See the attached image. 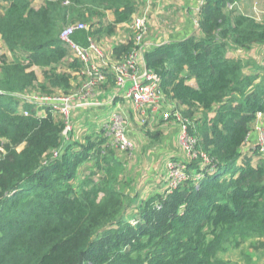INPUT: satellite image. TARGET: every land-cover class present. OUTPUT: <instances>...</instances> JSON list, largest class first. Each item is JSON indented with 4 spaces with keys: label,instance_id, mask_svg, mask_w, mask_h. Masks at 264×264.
Returning <instances> with one entry per match:
<instances>
[{
    "label": "trees",
    "instance_id": "obj_1",
    "mask_svg": "<svg viewBox=\"0 0 264 264\" xmlns=\"http://www.w3.org/2000/svg\"><path fill=\"white\" fill-rule=\"evenodd\" d=\"M151 1L0 0V264H228L234 242L252 238L264 252V149L243 150L264 120V50L257 63L230 54L264 46V19L238 0H202L197 31L143 49L162 101L158 119L136 120L139 130L157 148L174 121L193 146L194 155L169 159L187 176L176 186L167 160L142 197L104 130L66 140L62 117L26 98L68 94L84 80L63 27L85 23L72 39L86 45L91 35L102 48L95 36L113 35ZM133 47L129 32L110 58L95 59L106 74L97 88L115 87L114 65ZM244 256L264 264L260 253Z\"/></svg>",
    "mask_w": 264,
    "mask_h": 264
},
{
    "label": "built area",
    "instance_id": "obj_2",
    "mask_svg": "<svg viewBox=\"0 0 264 264\" xmlns=\"http://www.w3.org/2000/svg\"><path fill=\"white\" fill-rule=\"evenodd\" d=\"M149 4L143 9L141 14L134 16L128 25L129 32L134 34V47L128 52L124 59L114 65L116 74L115 95L120 92L129 99L135 108L146 107L150 104L151 108L156 109L162 101V93L159 89V79L157 75L148 69L142 58L143 40L148 33V25L146 22ZM87 30L85 23H74L62 28L59 33L60 39L76 54L83 64L82 75L84 80L80 86L73 92L64 94L57 93L52 95L27 94L32 103L39 106L47 107L50 111L58 113L65 122L63 134L72 130V107L79 104L83 108L88 107V97L106 78L103 65H100L95 59L103 60L104 52L101 47L94 41L90 35L86 39V45H80L72 39V35L78 30ZM129 82V85L125 84ZM44 111L46 108L43 109ZM27 114V111H24ZM169 113H164V117H168ZM259 113V117H261ZM127 119L122 113H112L108 121L104 124V134L109 137L114 145L119 149H131L133 141L127 136ZM184 126H182L183 129ZM181 142L185 144L183 147L186 153L194 155L193 146L189 135L182 130L179 136ZM264 140V135H263ZM188 143V144H187ZM264 147V146H263ZM263 147L260 150H263ZM183 166L176 163H170L168 167V176L171 183L176 186L179 182H183L185 172ZM174 172V173H172ZM180 173V176L177 175ZM186 176V175H185Z\"/></svg>",
    "mask_w": 264,
    "mask_h": 264
},
{
    "label": "crops",
    "instance_id": "obj_3",
    "mask_svg": "<svg viewBox=\"0 0 264 264\" xmlns=\"http://www.w3.org/2000/svg\"><path fill=\"white\" fill-rule=\"evenodd\" d=\"M151 3H149V9L146 17L148 33L143 40V49L160 45L170 40L182 39L183 37L189 36L197 31L199 27L197 21V11L202 3V0H152ZM237 6L242 13L254 16L257 19H264V15L261 13L262 8H257L256 5L253 4L252 0H238ZM109 19H113V16H109ZM128 25L129 23H121L117 25L116 32L113 35L95 36V39H98L104 54L108 58L111 57L109 49L113 45L125 41L128 37ZM232 55H234V53ZM73 83H76V81H73ZM125 85L128 86L129 84L126 83ZM114 92L115 87L113 89L105 90L96 88L88 97V100H90L88 107L83 108L79 104L73 105L71 110L72 130L70 134L72 139L80 141L87 135H95L98 130H103V126L108 121L109 116L115 112L122 113L127 120H131V118L135 120L133 121L136 130L134 134L135 136L138 134L143 135V133L138 129L139 127L136 120L142 121L145 117L155 120L156 117L157 119L160 117L161 113L160 110H158L160 105L156 109L153 108L149 110L150 112L148 114V110L146 111L143 108H136L137 110L135 112L131 109L133 104L129 99L125 98L121 92L118 95H115ZM128 103L131 104L127 107L125 112L124 109ZM165 110L168 111V108H165L164 111ZM38 112L44 113V110L41 109ZM178 125L179 124L174 121H166L163 123L162 127L164 130V137L160 143L165 139L164 146L155 152L157 159L153 156L152 152V159L156 162L155 165L158 164L156 160L162 157V171L165 169L164 166L168 160V153L173 155L169 156L170 158L174 157L176 159H181L183 157L182 159H184L185 157V151H178L174 146V143L178 142ZM132 127L134 128V126ZM127 136L129 137L128 133ZM129 138L133 141V138ZM160 143L155 146H159ZM166 144L171 145V147H166ZM145 148H147V146H144V149ZM152 148L153 145H151V148L147 149L146 152H151Z\"/></svg>",
    "mask_w": 264,
    "mask_h": 264
},
{
    "label": "rangeland",
    "instance_id": "obj_4",
    "mask_svg": "<svg viewBox=\"0 0 264 264\" xmlns=\"http://www.w3.org/2000/svg\"><path fill=\"white\" fill-rule=\"evenodd\" d=\"M252 2L254 5H256L257 8L258 7L262 8L261 13L264 15V0H252ZM259 17H261V16H259ZM263 50H264V46L255 44V45H252L248 48L238 49L236 51L232 50L230 52V54L234 53L236 58H240L242 60L249 58V59H252L253 62L257 63V62H260V60H261ZM2 52H7V50H6L3 42L0 39V53H2ZM9 55H10V53H9ZM36 71L40 74V70H36ZM245 71H247V70H245ZM127 84H129V82H127ZM130 104L131 103H128L126 105V108L124 109L125 112L127 110V107ZM150 106H151L150 104L146 105V109L148 110L147 114L150 112L149 111ZM162 108H163V106H162ZM131 109L135 112L137 110L134 106L131 107ZM133 121H135L133 118H131V120H127V126H128L127 133L129 134V137L133 138V143H134L133 147L131 149H123V150L118 149V148H113L112 150H113L115 156L117 158H119L120 161L123 162L124 169H125L123 174L129 180H131V181H129V183L132 182L134 184V187L138 193H139V190H142L141 196L145 197L148 195V192H149V188H150L149 183L151 181V176H155V174L156 175L164 174V172L162 171L163 166L161 163L162 157H160V158H158V160H156L158 162V164L155 165L156 162H155V160L152 159V152H153V156L157 159L155 152L158 149L163 148L165 139L160 143V145L157 148L153 147L151 152H146L147 149L151 148V145L149 142L150 138H148V140H147L145 138V136L142 134L141 135L138 134L137 136H135L134 134H135L136 130H135V125H134ZM132 126H134V128ZM182 130H185V128L183 127V129H182V126L181 127L178 126L177 140L179 143L178 142L174 143V146L177 148L178 151L184 150L183 147H185V144L183 142H181L179 139V136H180V133ZM70 134H71V131L64 134L66 140H70V141L77 140V139H72ZM263 135H264V120L259 122L255 126V128L252 129V131L248 135V139L246 141V144L243 147V150L248 149L249 146H255V147H258L259 149H261L264 146ZM66 137H68V138H66ZM144 145H147V148L144 149ZM168 146L171 147V145L166 144V147H168ZM263 149H264V147H263ZM143 150H145V151H143ZM184 153H185L184 155L186 156L187 155L186 150ZM170 154L171 153L167 154L168 160L170 159L169 156H173ZM173 160H175V158H173ZM170 162H172V161L169 160L168 164ZM173 163H175V162H173ZM90 169H91V167L88 166V164L82 165L81 169L79 170L78 177L83 178L85 175L88 174ZM172 173H174V172H172ZM177 175L180 176V173L177 172ZM186 178H187V176L184 175L183 180H186ZM138 198H140V196H138ZM255 239L256 238H252L251 240L234 242V244H233L234 248L232 249V253L228 249L227 253L224 256L227 263L228 264H246V260H245L244 255H247L250 258H255L259 253L262 255V257L260 258V260H261L260 263H263L264 262V252L262 250L254 251L250 247V243Z\"/></svg>",
    "mask_w": 264,
    "mask_h": 264
},
{
    "label": "water",
    "instance_id": "obj_5",
    "mask_svg": "<svg viewBox=\"0 0 264 264\" xmlns=\"http://www.w3.org/2000/svg\"><path fill=\"white\" fill-rule=\"evenodd\" d=\"M199 26V25H198Z\"/></svg>",
    "mask_w": 264,
    "mask_h": 264
}]
</instances>
